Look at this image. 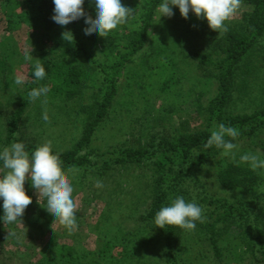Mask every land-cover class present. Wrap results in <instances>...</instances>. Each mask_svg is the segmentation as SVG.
Listing matches in <instances>:
<instances>
[{"label":"rangeland","instance_id":"374dc122","mask_svg":"<svg viewBox=\"0 0 264 264\" xmlns=\"http://www.w3.org/2000/svg\"><path fill=\"white\" fill-rule=\"evenodd\" d=\"M151 1L131 0L125 7L131 9L134 16L114 30L110 37H87L82 18L62 26L63 31L74 32L76 39H79L77 60L82 66L93 68L90 72L92 76L85 82L82 91L79 90L66 103L44 104L41 100L33 101L23 121L19 123L20 132L15 134L35 146L51 141L54 151L72 150L78 140H81L83 127L88 123L90 113L96 112L93 111L97 107L96 102L102 103L108 93L115 90L95 135L81 151V156H88L95 166L88 169L68 168L75 170L74 172L62 168L74 188L76 225L69 234L58 221L49 217L48 229L51 232L45 237L46 241L51 237L54 240L59 239L61 246L70 244L81 264L88 260L90 264H111V257H114L117 247L111 243V239L117 238L118 243L123 234L138 224L136 219L149 211L154 200L152 189L155 173L150 164H114L113 161L119 156L116 151L126 145L141 147L154 138L172 139L181 133L180 124L183 121L189 122L191 132L212 129L214 123L217 124L216 120L211 121L209 105L217 96L220 86V72L216 65L226 58L222 51L225 32L219 34L213 31L206 20L197 18L191 12L189 18L184 19L178 8L173 9L174 15L170 18L162 17L160 20L156 9L149 16L148 5ZM23 3L24 0H0V43L12 37L13 47L17 50L8 62L6 73L0 65V149L10 146L9 122L23 92L28 89L31 81L35 80L37 83L34 88L40 84V81L30 76V68L36 59L44 65L55 60V53L51 51L53 46L45 38L44 30L37 33L28 24H23L12 32L6 30L9 28V18L18 20L17 15L22 13ZM246 9L243 0H240L236 14L226 22L227 27L241 21ZM145 25L147 39L143 48L130 61H124L121 65L122 56L129 53L128 47L136 39L135 34ZM1 49L2 47L0 52ZM26 55H32L33 58L26 61ZM113 65H119L118 72L110 68ZM226 67L227 64L223 66L224 70ZM235 71L231 100L223 109L225 116L251 115L263 110L264 38L237 63ZM18 74H23L25 78L22 86L15 84ZM171 83L173 89H164ZM196 106H200L201 110ZM45 109L48 111V121L42 119ZM233 142L238 145L237 155L244 148L253 153L264 154V128L255 136L238 137ZM221 151L208 161L202 175L205 177L206 187L216 196H223L213 179L216 166L224 158ZM101 167L107 169L102 170L105 171L102 176L97 174ZM5 171L0 169V175ZM261 172L263 184L255 195L264 200V170ZM98 180L103 182L102 188L95 187ZM30 185V181L25 182V186ZM195 188L191 193L195 194L199 190V187ZM232 192L239 193L238 190ZM35 198L38 201L37 194ZM43 199L41 198L40 203ZM229 199L235 200L232 197ZM37 201L36 204L40 205ZM26 210L20 218L21 222L0 223V264H28L23 259L31 258L28 254L33 257L36 249L39 254L41 246L44 245H38L34 240L35 232L27 226L26 219L30 214ZM2 215L3 210L0 208V216ZM97 222L102 223L99 230ZM242 233L234 232L237 235ZM107 245L114 248H108ZM198 248L205 251L207 249L202 246ZM151 255L159 261L155 264H166L152 245L147 246L142 260V256L138 257L140 264H151ZM212 255L214 253L210 252L206 257L211 258ZM67 259L70 256L65 260ZM185 262L189 264V261ZM206 262L208 264V260Z\"/></svg>","mask_w":264,"mask_h":264},{"label":"trees","instance_id":"16d2710c","mask_svg":"<svg viewBox=\"0 0 264 264\" xmlns=\"http://www.w3.org/2000/svg\"><path fill=\"white\" fill-rule=\"evenodd\" d=\"M130 1L122 0V3L126 6ZM160 2L161 0L151 1L148 5L149 16L153 15ZM243 3L247 9L241 17V21L227 27L228 30L223 38L222 51L226 58L216 65L220 72V86L217 96L210 101L209 111L212 114L210 115L211 121L216 120L217 124L224 123L237 128L240 132L239 138L245 136L250 138L264 128V109L251 115L235 116H225L223 111L231 100L237 63L252 51L257 42L264 38V0H243ZM83 7L85 17L82 18V22L86 26L85 18L94 19L95 15L92 0H85ZM53 15V0H24L23 11L17 15L18 17L16 16L18 20L9 18L7 21L9 28L6 30L12 32L23 24H28L37 33H41V30L45 31V38L53 46L51 51L55 53V60L44 65L49 76L40 81L38 87L43 85L50 87L47 103L63 104L72 100L79 90L82 91L85 82L92 76L90 72L93 68L80 64L76 55L77 47H80L79 39H76L77 36L72 32L73 39L65 40L63 33L66 32L62 30L61 25L53 21ZM135 35L136 39L128 47L129 53L122 56L121 65L124 64V61H130L131 57L143 48L147 39V26L141 27ZM12 42L11 37L0 43V47H2L0 65L5 73L8 62L17 52ZM225 64H227L226 70L223 68ZM110 68L116 72L119 71V65H113ZM30 71V76L34 77L32 67ZM35 85H37L35 80L29 83L28 89L23 92L21 101L9 122V144L23 142L25 150L29 153L37 146L15 134L20 132L19 123L23 121L28 107L33 102L27 93ZM164 89H173V83L168 87L165 86ZM114 93L113 89L102 103L96 102L97 110H93L96 111L93 114L90 113L89 121L88 123L86 121L87 124L83 127L81 140H78L74 149L65 152L54 151L59 154L63 169L76 167L88 169L95 166L88 156H81V151L89 145L95 135L107 113ZM196 107L201 110L200 106ZM210 130L211 128L191 132L189 122L183 121L180 124L181 133L172 139L154 138L153 141L141 147L135 148L126 145L116 151L119 156L113 161L114 164L138 165L148 162L152 167L151 170L155 173V181L152 189L154 200L149 211L136 219L138 224L123 234L118 243L117 238L111 239V243L117 246L116 253L113 254L114 257H111V264H140L138 257L142 256L141 260L145 257L148 245L154 246V251L160 254L159 256L165 260L166 264H184L185 261H189V264H205L206 260H208V264H264V204H262L264 200H260L259 196L255 195L263 184L262 170L253 171L247 164L239 163V155L236 157V162L224 157L216 166L213 174L216 186L223 192V196L213 195L204 183L205 177L202 176L206 171L208 161L221 151L215 146L204 147L210 136ZM248 151L250 150L244 148L241 154ZM2 168L3 164L0 161V169ZM102 170L107 169L101 167L100 170H97V174L101 176L105 174V171ZM195 186L199 187V190L193 194L191 190H196ZM25 190L32 197V203L26 210L30 214L26 219L27 226L32 232H35L34 240L37 241V244L44 243V245L41 246L39 254L36 253V249L33 251V257L32 254H28L31 258L23 259V262H28V264H81L79 257L74 255V249L70 244L61 246L60 240H54L52 237L48 241L45 240L47 234L51 232L48 229L50 216L41 207L46 201L43 199L41 205H37L36 190L31 185L25 186ZM233 190H238L239 193L235 194L232 192ZM178 195H182L186 201L194 200L204 209L205 222H197L194 231L181 230L176 226H166L162 229L154 223L155 213L160 207L167 205ZM230 197L235 200H230ZM262 197L264 199V193ZM101 224V222H97V230ZM239 231L243 233L241 235L234 234ZM63 232L65 233V229ZM199 246L207 247L208 250L199 249ZM107 247L114 248L110 245ZM210 252H213L214 255L207 258L206 255ZM69 256L70 259L65 260ZM149 262L155 264L159 261L151 255ZM85 264H90L89 260ZM185 264L187 263L185 262Z\"/></svg>","mask_w":264,"mask_h":264},{"label":"clouds","instance_id":"9594fccd","mask_svg":"<svg viewBox=\"0 0 264 264\" xmlns=\"http://www.w3.org/2000/svg\"><path fill=\"white\" fill-rule=\"evenodd\" d=\"M85 0H53L54 15L52 19L61 26L85 17ZM240 0H161L156 7L160 20L162 17H172L174 8H178L184 19L189 18V13L197 18L206 20L213 31L226 32V22L237 12ZM94 19L85 18V35L87 37H110V34L132 18L133 11L125 7L122 0H92ZM63 38L73 39L71 32L63 33ZM32 55H26L25 60L30 61ZM32 75L37 81L45 80L49 74L44 64L36 59L32 65ZM23 74L15 78L16 85H24ZM51 91L48 85L31 89L27 95L32 101L41 100L46 104L47 95ZM43 98V99H42ZM42 119L48 121L47 109L44 110ZM240 135L237 128L224 123L213 125L210 130L205 148L215 146L222 150L221 155L236 162L238 145L233 141ZM0 161L6 171L0 175V208L3 215L0 221L7 224L21 222L25 210L32 203V197L25 190L26 180L31 182V187L36 190L38 203L41 198L46 203L42 208L46 210L52 220L58 221L69 234H71L77 221L76 202L73 198L74 188L70 183L68 174L62 169L60 157L55 153L51 141L38 145L31 153L25 150L23 142H14L10 146L0 149ZM239 163L247 164L253 170H264V154L244 152L239 155ZM68 169V172H74ZM103 182L96 181L95 187L102 188ZM203 207L197 202L186 201L182 195L176 196L167 205H162L155 213L154 223L164 229L166 226H176L185 231H194L197 222L204 223ZM15 235V233H12Z\"/></svg>","mask_w":264,"mask_h":264}]
</instances>
